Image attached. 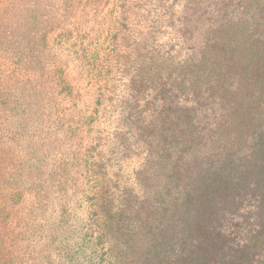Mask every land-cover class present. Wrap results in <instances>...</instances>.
I'll list each match as a JSON object with an SVG mask.
<instances>
[{"label":"trees","instance_id":"trees-1","mask_svg":"<svg viewBox=\"0 0 264 264\" xmlns=\"http://www.w3.org/2000/svg\"><path fill=\"white\" fill-rule=\"evenodd\" d=\"M14 1L16 23L36 38L41 26L109 3V40L144 32L141 84L152 94L126 119L146 150L135 172L142 195L127 189L115 203L98 144L86 150L82 203L94 218L83 226L84 262L264 264V246L255 249L264 236V0H57L59 17L39 0ZM160 38L172 43L162 54Z\"/></svg>","mask_w":264,"mask_h":264},{"label":"rangeland","instance_id":"rangeland-1","mask_svg":"<svg viewBox=\"0 0 264 264\" xmlns=\"http://www.w3.org/2000/svg\"><path fill=\"white\" fill-rule=\"evenodd\" d=\"M39 1L49 16L62 14L57 0ZM14 3L0 0V264H86L80 243L94 218L82 203L86 150L98 144L115 203L127 189L142 195L135 172L146 150L126 119L152 94L141 84L144 32L109 40L101 19L109 3L99 15L76 11L41 26L36 38L16 23ZM165 39L155 53L171 48ZM263 246L261 236L255 249Z\"/></svg>","mask_w":264,"mask_h":264}]
</instances>
